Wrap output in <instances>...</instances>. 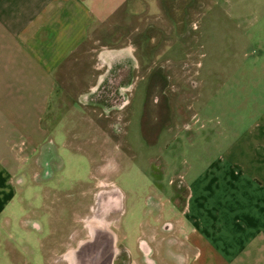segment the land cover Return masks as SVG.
<instances>
[{"label":"rangeland","instance_id":"obj_1","mask_svg":"<svg viewBox=\"0 0 264 264\" xmlns=\"http://www.w3.org/2000/svg\"><path fill=\"white\" fill-rule=\"evenodd\" d=\"M144 3L150 7L129 22L124 40L136 45L139 61L133 90L120 93L125 80L116 72L132 64L113 54L110 81L100 80L99 70L81 80V86L87 81L85 88H95L93 94L87 87L89 96L56 97L61 118L78 105L50 129L54 141L44 144L46 170L31 163L19 175L22 190L10 223L7 214L0 221V264H68L67 254L90 236L88 219L109 201L119 204L108 217L113 235L103 234L114 264H148L141 240L151 248L152 263L174 264L173 232L165 225L181 214L192 171L220 152L217 133L209 131L221 129L231 140L232 125L252 120L264 105V0ZM136 26L142 30L132 32ZM97 58L81 64V72ZM215 88L222 109L215 95L208 98ZM250 89L256 91L254 111H248ZM209 102L216 105L211 121L193 117ZM157 107L162 123L151 127ZM185 122L192 123L191 131ZM103 191L107 196L101 198Z\"/></svg>","mask_w":264,"mask_h":264},{"label":"crops","instance_id":"obj_2","mask_svg":"<svg viewBox=\"0 0 264 264\" xmlns=\"http://www.w3.org/2000/svg\"><path fill=\"white\" fill-rule=\"evenodd\" d=\"M146 6L144 0H0V221L7 214L5 223H10V209L22 190L20 173L31 163L46 170L44 144L47 138L54 141L50 129L75 112L78 104L71 105L64 118L57 116L58 96H81L87 89L93 94L95 88L86 89L87 81L81 86V80L99 70L100 80L110 81L113 54L124 55L132 64L116 72L125 80L120 93L133 90L139 61L136 45L124 40L129 22L136 23L138 11ZM94 52L98 60L81 72V64L96 57ZM218 92L215 88L208 98L215 95L222 109ZM255 94L249 90L248 111H254ZM210 103L193 117L201 120L202 114L211 121L216 105ZM159 107L151 127L162 123ZM258 112L252 120L232 125L231 140L221 129L209 131L217 133L213 140L220 152L192 171L181 214L175 224L165 225L173 232L174 264H264V105ZM183 127L191 131L192 123ZM65 136L68 139L67 129Z\"/></svg>","mask_w":264,"mask_h":264},{"label":"flooded vegetation","instance_id":"obj_3","mask_svg":"<svg viewBox=\"0 0 264 264\" xmlns=\"http://www.w3.org/2000/svg\"><path fill=\"white\" fill-rule=\"evenodd\" d=\"M110 193L111 192H109V194ZM106 196L107 192L105 191H103L100 195L101 198ZM103 205V207L99 206L100 208H98V210L87 221L88 228L90 229V236L81 242L78 241L75 245V248L67 254L66 259L68 264L115 263V259L112 261L114 254L112 250L113 248H111L109 242L104 239L107 236L103 237V234H108L109 236L113 235L112 229L108 226V217L111 216L114 210L119 209V204L116 201L114 204L109 201L107 204L105 203ZM35 225L38 227V229L42 228V226L39 224ZM139 247L145 255L146 262L151 264L152 261L149 258V255L151 254V248L144 240H141ZM123 261L124 260L122 259V262Z\"/></svg>","mask_w":264,"mask_h":264}]
</instances>
